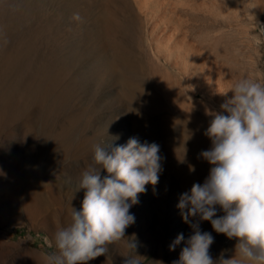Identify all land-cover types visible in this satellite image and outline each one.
Returning a JSON list of instances; mask_svg holds the SVG:
<instances>
[{
	"label": "rangeland",
	"instance_id": "374dc122",
	"mask_svg": "<svg viewBox=\"0 0 264 264\" xmlns=\"http://www.w3.org/2000/svg\"><path fill=\"white\" fill-rule=\"evenodd\" d=\"M146 1L0 0V264H45L57 226L82 207L78 182L94 146L130 137L160 146L159 181L130 208L125 237L82 264H122L128 254L172 264L194 234L177 205L209 174L199 154L211 147L206 110L226 99L217 91L242 78L264 84V1ZM158 31L173 32L172 58L157 53ZM199 227L214 237L215 261L235 255V238L210 221Z\"/></svg>",
	"mask_w": 264,
	"mask_h": 264
},
{
	"label": "clouds",
	"instance_id": "9594fccd",
	"mask_svg": "<svg viewBox=\"0 0 264 264\" xmlns=\"http://www.w3.org/2000/svg\"><path fill=\"white\" fill-rule=\"evenodd\" d=\"M74 19L82 18L76 13ZM217 93L226 99L220 111L206 110L212 118L204 135L211 147L199 154L211 165L209 174L203 184L193 183L182 193L177 205L194 234L172 264H264V84L242 78ZM159 153L157 143H141L137 137L120 145H95L94 163L79 177L77 191L85 190L82 207H72L70 222L57 226L52 237L57 251L44 254L45 264H82L107 254L110 244L124 238L135 222L130 208L139 203L147 184L159 181L163 170ZM189 170L194 172V166ZM217 206L223 215L217 216ZM202 220L210 221L217 233L237 240L232 258H212L214 237L201 231ZM184 239L179 234L170 250ZM128 247L136 248L133 240ZM122 256V264H140L131 254Z\"/></svg>",
	"mask_w": 264,
	"mask_h": 264
},
{
	"label": "bare ground",
	"instance_id": "6f19581e",
	"mask_svg": "<svg viewBox=\"0 0 264 264\" xmlns=\"http://www.w3.org/2000/svg\"><path fill=\"white\" fill-rule=\"evenodd\" d=\"M136 1H138L139 3H143V1L144 0H136ZM261 1H264V0H261ZM260 1V2H261ZM147 2V1H146ZM145 2V3H146ZM150 2V0H148V2L147 3H149ZM263 3V2H262ZM139 5V4H138ZM146 5V4H145ZM261 5H263V4H261ZM141 6V8L144 6V3L143 4H141L140 5ZM147 6V5H146ZM264 8V7H263ZM154 27V26H153ZM160 27V26H159ZM167 27V26H166ZM153 30V29H152ZM157 30V29H156ZM165 32V31H164ZM157 34V33H156ZM175 34V33H174ZM174 35H173V32H171V31H168V32H165V33H163V31H158V34H157V36L155 35V41H156V47H157V53H160L161 51L163 52V51H165L166 52V54L168 55V56H171V58H172V56H175L176 55V52H177V49H176V46H177V44L175 45L174 44V42L172 43L171 42V40H173V38L175 37H173ZM183 38V37H182ZM175 40V39H174ZM177 40V39H176ZM183 39H181L180 38V40H178V42L179 41H182ZM154 41V40H153ZM154 41V42H155ZM185 41V40H184ZM177 42V41H176ZM183 42V41H182ZM181 42V43H182ZM181 43H179V45L181 44ZM183 44V43H182ZM155 45V44H154ZM184 45V44H183ZM155 47V48H156ZM186 47V46H185ZM180 51V50H179ZM164 53V52H163ZM178 53V52H177ZM191 54V53H190ZM182 55V54H181ZM182 57V56H181ZM184 57V56H183ZM170 58V57H169ZM177 58H179V56H177ZM176 58V59H177ZM186 57H184V59H185ZM183 59V58H182ZM181 59V60H182ZM188 59V58H187ZM197 60V59H196ZM186 61V60H185ZM175 62H177V63H179L178 61H175ZM194 62V61H193ZM196 62V61H195ZM176 63V64H177ZM201 63V62H200ZM197 64V63H196ZM208 65V64H207ZM210 65V64H209ZM197 66V65H196ZM198 68V67H197ZM203 69V68H202ZM206 69H208L209 70V68H207L206 67ZM208 70H205L204 71V78H203V80L205 81V82H208V84L210 83V81H212L213 80V78H211V76L212 75H210L209 73H211L210 71L208 72ZM214 82H215V80H214ZM216 83V82H215ZM214 83V84H215ZM219 83V82H218ZM213 85V84H212ZM213 87V86H212ZM219 90V89H218Z\"/></svg>",
	"mask_w": 264,
	"mask_h": 264
}]
</instances>
